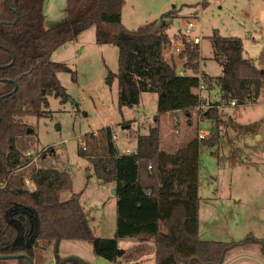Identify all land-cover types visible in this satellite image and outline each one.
<instances>
[{"label": "trees", "instance_id": "16d2710c", "mask_svg": "<svg viewBox=\"0 0 264 264\" xmlns=\"http://www.w3.org/2000/svg\"><path fill=\"white\" fill-rule=\"evenodd\" d=\"M123 2L88 0L71 22L45 30L43 0H0V257L15 256L17 264H29L25 257L32 264H47L51 253L52 264H68L54 248L53 252L48 248L63 241H86L93 255L113 263L124 255L117 246L118 239L141 235L153 239L155 264H223L230 251L249 244L257 245L264 257V241L250 235L238 242L200 240L197 196L200 149L215 146L222 139L226 125L221 109L231 102L236 110L254 104L263 92L264 67L260 66L264 65V49L254 62L243 56L241 39L214 33L210 37L213 59L221 73L209 78L197 72V45L183 34L169 38L165 33L160 22L170 14L162 15L159 23L145 25L141 32H132L125 38L113 37L110 32L122 28ZM206 3L207 0L203 7ZM92 25L97 45L117 48L119 106L138 105L141 93H154L158 115L207 107L197 113L211 127L207 140L199 141L195 135L174 153L159 149L157 126L136 137V154L129 156L119 154L110 128L99 130L96 136H84V149H79L77 155L88 161L101 183H112L115 191L112 239L93 235L79 202L81 193L59 201L58 194L71 188L69 173L37 169L29 177L35 189L27 191L22 172L24 160L14 147L15 139L29 129L22 122L24 117H49V97L60 104L67 102L66 90L57 78V73L66 67L52 62L50 56L58 46L75 40ZM176 40L182 42L176 57L184 69L193 71L190 74L178 73L175 62L164 58L163 52ZM72 79L75 80L73 75ZM212 85L219 90V100L207 103L196 90ZM238 127L234 126V131H255L253 125L243 126L242 130ZM15 208L16 212H10ZM22 208L30 210L33 227L20 211ZM10 218L21 223L25 238L35 236L31 249L12 245L16 231L7 223Z\"/></svg>", "mask_w": 264, "mask_h": 264}, {"label": "rangeland", "instance_id": "374dc122", "mask_svg": "<svg viewBox=\"0 0 264 264\" xmlns=\"http://www.w3.org/2000/svg\"><path fill=\"white\" fill-rule=\"evenodd\" d=\"M87 1L68 3L67 0H43V28L47 30L60 23L71 22ZM204 2L124 0L122 28L110 33L113 37L125 38L132 32H141L149 23H159L162 15L170 14L160 22L169 38L183 34L187 22L194 25L188 39L198 37L200 40L197 45V72L203 71L209 78L218 77L221 73L220 66L213 59L210 37L214 33L221 37L241 39L243 56L255 62L264 49L261 45L264 36V1L207 0L203 7ZM94 34L95 26L92 25L75 40L58 46L52 52L50 60L66 67L57 73V78L65 88L68 100L60 104L57 99L49 97V117H24L22 122L31 132L27 133L29 129H26L23 136L15 139L14 147L24 160V179H29L37 169L69 173L71 188L58 194L59 201H67L71 195L81 193L79 202L93 235L112 239L116 224L113 184L101 183L90 170L88 161L77 155L81 145H84V136L91 133L96 136L99 130L110 128L116 137L114 142L120 154L125 149H135L136 137L145 135L154 126H157L158 132L180 140L185 139L188 132H192V136L196 135L195 118L199 119V130H208L210 133L211 127L209 121L200 119L197 110L187 112L191 115L187 122L193 121L190 129L185 123L186 112H178L176 116L158 115L154 93H141L138 105L119 106L117 48L113 45H97ZM163 55L167 61H170L171 55H175L173 61L178 73L193 72L183 68L173 47L165 50ZM204 88L202 91L196 90L200 91L203 99L208 103L219 100L216 86ZM206 109L204 107L201 112ZM221 110L226 125L222 139L215 146L200 149L197 174L199 229L201 231L217 225L218 231L212 236L201 237L208 241L238 242L250 235L264 241V92L254 104H245L238 110L235 106H226ZM177 121L178 124L175 123ZM248 125H253L255 131H234V126H240L238 128L242 130L243 126ZM138 238L148 241L151 237L142 235ZM118 240L119 248L126 251L121 264H137L135 253L131 250L133 241L129 238ZM53 248L59 258H73L85 264H112L93 255L91 245L86 241L59 242L55 247H49L48 251L53 252ZM237 252L248 257L260 256L257 245L235 248L231 253ZM249 261L241 256L235 263L258 264Z\"/></svg>", "mask_w": 264, "mask_h": 264}, {"label": "crops", "instance_id": "0c3cea01", "mask_svg": "<svg viewBox=\"0 0 264 264\" xmlns=\"http://www.w3.org/2000/svg\"><path fill=\"white\" fill-rule=\"evenodd\" d=\"M174 58H175V55H171L169 57L170 60H175ZM204 89H206V88H204ZM200 91H202V90H200ZM200 91L199 92H196V93L202 98L203 96L201 95ZM204 100L206 101V99H204ZM192 111H195V110H192ZM177 114H178V112H175V113H166V115H168V116H176ZM184 116H185L186 126L190 129L192 127V122L193 121L191 123H189V122H187V119L191 115L189 113H185ZM198 120L199 119H197V118L194 119V122L196 124V128H195L196 132H197V130L200 129L197 126L198 125ZM189 121H190V119H189ZM175 123L178 124L179 121H177ZM206 131H208V130H206ZM192 138H194V136H192V132H188V134L186 135L185 139H183V140L171 138V136H169L167 133L162 134V133L158 132V147H159V149L161 151H163L165 153H174L176 150H178V149L183 148L184 146H186V144ZM24 188L26 190H30V191H34V189H35L34 184L31 181H29V179H24ZM198 209H199V204H198ZM217 231H218V226L217 225H213L211 227L205 228V229H203V230L200 231L199 224H198V236H199L200 240L208 241V240L202 239L201 236H212ZM138 237H140V236H137V237H134V238H129V239H131L133 241L132 242L133 243V247H132L131 250H133V252L135 253L134 259H135L136 263L137 264H147V261H148L149 264H155V251H154L153 239L150 238V240H148V241L147 240L143 241L141 239L139 240ZM119 243L120 242L118 240L117 241L118 248H119ZM152 248H153V251H152ZM122 251L124 252V255H125L126 251L124 249ZM231 252H233V250ZM231 252H229L230 254L228 253L229 255H227L225 257V260H224V263L223 264H234L237 260H239V258H241V256H243L244 258H248V259H250V261H254L256 263H258V260L260 262L264 263V257H262L260 255V252H259V255L260 256H255V257H252V256H249L248 257L247 255H243L240 252H237V253H234V254H232ZM122 257H120L119 259H117L112 264H117V263L118 264H121V261H123V258ZM61 259H65V258H61ZM7 260L8 259H6L5 261H0V264H8L9 261H12V262H9L10 264H17V262H16L15 259H11L9 261H7ZM46 262L47 263L50 262L51 264L54 262V261L52 262V254L51 253H50V256H49V258L47 259ZM99 264H102V263L99 262ZM235 264H238V262L235 263Z\"/></svg>", "mask_w": 264, "mask_h": 264}, {"label": "built area", "instance_id": "2783aa9c", "mask_svg": "<svg viewBox=\"0 0 264 264\" xmlns=\"http://www.w3.org/2000/svg\"><path fill=\"white\" fill-rule=\"evenodd\" d=\"M193 30H194V25L191 24V22H187L186 25L184 26V29H183V35L188 39ZM188 40L191 41L193 44H196V45H198L200 42L198 37H194V38L188 39ZM261 45L264 48V36L261 39ZM181 46H182V42L180 40H176L172 43V47H173L176 54L179 53ZM180 74H182V73H180ZM203 89H204L203 86H199V88H198V90H203ZM263 92H264V89H263ZM229 106L234 107L235 106L234 102H231ZM203 108L204 107H198L197 110H202ZM209 136H210V133H208L207 131H204V130H198L196 133V137L199 141L208 139ZM112 140L116 141V137L114 134H112ZM81 146L84 149V145H81ZM120 154L127 155V156L135 155L136 150L135 149H133V150L125 149Z\"/></svg>", "mask_w": 264, "mask_h": 264}, {"label": "water", "instance_id": "95a60500", "mask_svg": "<svg viewBox=\"0 0 264 264\" xmlns=\"http://www.w3.org/2000/svg\"><path fill=\"white\" fill-rule=\"evenodd\" d=\"M28 132L30 133L29 130H27V133ZM112 194H115L114 190H112ZM9 225L12 226L14 228V230L16 231V236L12 242V245L15 247H20L23 250L31 249L33 244H34V241H35V236L31 235L28 238H25L23 235V227H22L21 223L18 221H15V222L11 221V222H9ZM14 258H15V256H3V257H0V261H5L6 259H14ZM25 258L28 260L29 264H32V262L30 261V259L28 257H25ZM69 261H74L77 264H85V263H83L79 260L73 259V258L66 260V262H69ZM258 263L263 264L259 260H258ZM47 264H51V263L49 262ZM62 264H65V262H62Z\"/></svg>", "mask_w": 264, "mask_h": 264}, {"label": "flooded vegetation", "instance_id": "af4514ba", "mask_svg": "<svg viewBox=\"0 0 264 264\" xmlns=\"http://www.w3.org/2000/svg\"><path fill=\"white\" fill-rule=\"evenodd\" d=\"M16 211H17V209L15 208V209H12L10 212L14 213V212H16ZM20 211H21L25 216H27V218H28V220H29L31 226L33 227V225H34L35 223H34V220H33L32 216H31L30 210L25 209V208H22ZM8 215H11V214L8 213ZM11 221H14V222H15V221H17V220H15V219H13V218H10V219H8L7 223L9 224V222H11ZM29 236H31V235H29ZM29 236H28V237H29ZM28 237H27V238H28Z\"/></svg>", "mask_w": 264, "mask_h": 264}]
</instances>
